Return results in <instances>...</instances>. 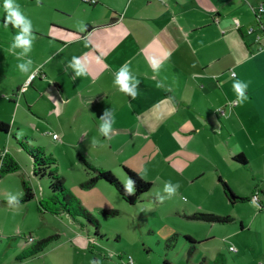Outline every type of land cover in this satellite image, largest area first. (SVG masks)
Masks as SVG:
<instances>
[{"label":"crops","instance_id":"obj_1","mask_svg":"<svg viewBox=\"0 0 264 264\" xmlns=\"http://www.w3.org/2000/svg\"><path fill=\"white\" fill-rule=\"evenodd\" d=\"M34 1L17 0L25 11ZM37 1L43 5L46 0ZM54 1L59 4L54 11L57 16L42 17L37 28L33 26L36 39L29 55L36 75L32 79L16 67L21 58L8 51L17 29L11 25L0 28V111L7 114L0 122L12 120L14 125L23 111L22 102L38 119H43L35 110L39 104L56 112L57 105L77 108L90 103L88 114L94 124L106 109H112L115 133L125 132L120 130L124 125L149 128L150 132L171 129L167 134L184 138V151L206 161L217 174L218 184L222 186V171L228 170L240 185L242 181L250 183L251 194L258 190L264 204V12L259 22L254 17V10L264 5V0ZM81 21L86 27L81 28ZM249 28H253L251 34L246 33ZM256 36L261 37L258 42ZM74 56L84 67L81 75L70 67ZM152 60L161 62L158 72L152 69ZM124 63L140 81L135 98L113 84L115 72ZM236 79L248 83V98L243 103L237 102L232 88ZM220 109L223 115L218 114ZM53 134L59 135V140H54ZM160 134L165 138V131ZM51 138L61 141L63 134L52 133ZM13 141L9 126L8 132L0 131V159L8 153L5 144L16 147L15 157L25 160L24 174L35 189L29 160ZM195 141L197 150L191 151L189 145ZM237 154L245 157V165L233 160ZM17 172L0 176V208L24 209L35 198L34 194L31 201L18 207L8 204L7 186L1 182ZM240 172L246 175L245 180L239 178ZM230 204L245 205L246 209L239 210L228 224L238 221L240 231L248 229L254 256L264 257V210H255L248 199ZM36 213L52 215L37 207ZM2 222L0 215L2 236L21 238L25 244L28 236L32 237V230H19L15 221L5 226ZM37 255L28 258L34 261ZM28 258L0 257V264H19Z\"/></svg>","mask_w":264,"mask_h":264},{"label":"rangeland","instance_id":"obj_2","mask_svg":"<svg viewBox=\"0 0 264 264\" xmlns=\"http://www.w3.org/2000/svg\"><path fill=\"white\" fill-rule=\"evenodd\" d=\"M58 5L54 0L39 5L35 0L28 10H22L37 28L40 18L56 15L54 11ZM3 15L0 8V21ZM34 84L37 85V79ZM89 104L77 108L57 105L56 112H48L39 104L35 110L43 119H38L22 102L23 111L18 113L14 125L12 120L6 123L11 134L27 136L30 145L55 159L56 172L63 177L66 188L99 224L95 231V227L81 217L74 220L66 214H37V204L48 190V179L35 178L34 189L24 174L25 160L15 157L16 147L5 144L4 151L7 149L9 155L19 160L20 166L17 173L1 182L6 183V194L20 196L24 177L30 182L35 198L24 209L1 207L3 225L15 221L19 230H32L31 238L35 242L55 237L35 257L36 260L28 258L19 264H91L97 258L101 264H213L218 252L224 256L226 264H264V257L254 256L252 234L248 229L240 231L238 221L210 224L190 219L194 214L235 218L246 206L229 203L209 164L184 151V138L167 134L171 129L164 127L150 132L149 128L124 125L120 130L125 132L115 133V124L111 133L104 136L99 131L100 122L94 124L89 118L88 110L92 107ZM3 116L7 114L2 110L0 118ZM161 131H165V138H161ZM52 133H62V140H52ZM197 147L196 141L189 145L191 151H196ZM79 156L94 167L111 172L124 188L128 180L124 167L151 186L134 204L127 203L104 181L83 188L81 185L92 173L85 169ZM200 168L203 170L201 175L198 173ZM227 171H222V180L230 184L238 197L249 199L250 183L242 181L240 185V181L231 175L233 173ZM243 174H238L241 180L246 178ZM166 181L178 182L179 188L175 195L161 202L157 196L166 195L163 193ZM187 238L193 239L194 243ZM32 241L25 244L21 238L0 235V257L18 259L23 256L25 247L33 245ZM232 245L235 251L227 252ZM239 251L242 252L237 257Z\"/></svg>","mask_w":264,"mask_h":264},{"label":"trees","instance_id":"obj_3","mask_svg":"<svg viewBox=\"0 0 264 264\" xmlns=\"http://www.w3.org/2000/svg\"><path fill=\"white\" fill-rule=\"evenodd\" d=\"M0 131L8 132V125L0 122ZM13 140L19 149L24 153V155L29 160L32 176L34 178H47L48 179V190L46 197L39 200L37 204V209L40 212H46L52 215L66 214L75 220L76 217H81L88 222H90L97 231L99 224L97 220L84 208H82L77 199L70 193V191L64 185L63 177L60 176L55 169L56 161L51 155H45L42 149L38 147H33L27 142L26 137H17L13 134ZM82 161L86 170L92 173V176L83 183L81 186L83 188H91L98 181H104L111 186H113L121 198H123L127 203L134 204L143 193L147 192L151 186L150 183L146 182L137 173L133 172L128 168H123V171L127 175V178H132L135 181V190L132 193L126 191L124 186L117 180L111 172L104 170L102 168H96L89 164L81 156ZM233 160L241 165L246 164V159L242 154H237L233 157ZM19 165L17 161L8 153H4L0 159V176L17 172L19 170ZM223 193L228 198L230 203L244 202L247 199L235 196L229 187L221 181ZM22 194L18 198L20 204L27 203L34 198V192L29 181L22 179ZM115 212L111 213L114 214ZM190 219L195 221H202L210 224H226L232 219L230 217H223L214 214L202 215L194 214ZM30 236H28L29 238ZM55 239V237H50L47 239H42L32 246L24 250L23 256L19 259L28 258L39 254L44 248L48 246L50 241ZM190 243H194V240L187 238ZM214 264H226L225 258L222 254H218L214 260Z\"/></svg>","mask_w":264,"mask_h":264},{"label":"clouds","instance_id":"obj_4","mask_svg":"<svg viewBox=\"0 0 264 264\" xmlns=\"http://www.w3.org/2000/svg\"><path fill=\"white\" fill-rule=\"evenodd\" d=\"M0 8H2L4 13L2 21H0V28L7 29L8 26L11 25L13 28L17 29V31L12 34L8 51L14 53L16 57L21 58L18 59L16 67L21 73L28 74V79L30 80L36 74V69L33 68V60L29 55L36 39V34L33 31V22L22 10L17 0H0ZM80 26L81 28L86 27L82 21L80 22ZM70 67L73 68L76 75L84 73V67L79 57H72ZM151 67L154 71L158 72L161 67V62L152 60ZM233 75H235V73H233ZM139 83L140 81L131 72L127 63L122 64L115 72L113 84L129 97L135 98L137 96ZM232 88L236 94L237 102L243 103L247 100L246 89L248 88V83L246 81L236 79L232 82ZM98 120L100 121L98 125L100 133L104 136H108L113 130L114 120L112 109H106ZM178 188V182L173 183L171 181H166L163 185V193L166 195L158 194L157 199L162 202L172 197L177 193ZM125 189L129 193L134 192L135 181L132 178H128ZM7 201L12 207H18L20 205V200L15 194H9ZM232 247L234 248L235 246L232 245ZM91 264H101V261L97 258L91 261Z\"/></svg>","mask_w":264,"mask_h":264},{"label":"built area","instance_id":"obj_5","mask_svg":"<svg viewBox=\"0 0 264 264\" xmlns=\"http://www.w3.org/2000/svg\"><path fill=\"white\" fill-rule=\"evenodd\" d=\"M88 4H95L97 1L96 0H82ZM264 12V5H259L255 10H254V17L255 19L259 22L260 21V15ZM253 32V28H249L247 29L246 33L247 34H251ZM261 37L260 36H256L255 41L258 42L259 39ZM232 77H234L235 75H233V73L230 74ZM232 104H235V102H232ZM218 114L223 115L224 114V110L220 109L218 110ZM52 138L54 140H59L60 136L57 134H53ZM249 204L255 209V210H264V204L261 202L260 199V193L258 190L253 191V193L251 194L250 198L248 199ZM28 241H32V238L29 237ZM229 251H235V249L230 246L228 248Z\"/></svg>","mask_w":264,"mask_h":264}]
</instances>
